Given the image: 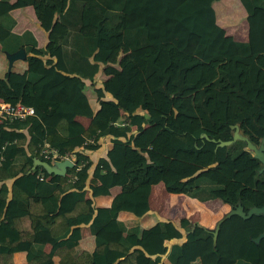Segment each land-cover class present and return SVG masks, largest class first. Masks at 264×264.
<instances>
[{
	"label": "trees",
	"instance_id": "1",
	"mask_svg": "<svg viewBox=\"0 0 264 264\" xmlns=\"http://www.w3.org/2000/svg\"><path fill=\"white\" fill-rule=\"evenodd\" d=\"M214 1L0 0V51L22 48L26 64L0 76V100L34 110L0 127V264H12L17 251L27 264H162L163 255L170 264H264V237L254 241L262 214H230L216 233L187 217L175 222L153 213L146 228L117 219L120 211L148 214L157 182L187 196L181 207L189 212L198 206L194 199L219 200L220 215L227 204L243 211L264 204L259 159L242 139L229 142L237 129L251 144L262 143L264 154V0H238L245 41L216 23ZM26 6L41 26L45 12L52 15L41 47L30 30L13 31L10 11ZM100 71L108 77L92 110L83 89ZM76 115L90 118L85 129ZM104 138L111 143L105 157L92 161ZM44 140L85 164L56 182L39 179L40 167L32 165L42 159ZM68 173L74 182H66ZM112 186L121 190L110 205L95 207L92 198ZM83 224L93 235L101 228L123 235L115 242L94 237L93 250L78 253ZM40 230L54 240L48 253L33 242Z\"/></svg>",
	"mask_w": 264,
	"mask_h": 264
},
{
	"label": "crops",
	"instance_id": "2",
	"mask_svg": "<svg viewBox=\"0 0 264 264\" xmlns=\"http://www.w3.org/2000/svg\"><path fill=\"white\" fill-rule=\"evenodd\" d=\"M13 2L14 0H10ZM212 7L215 11V19L216 23L223 28L226 32V35L232 36L235 40L238 41H245L247 39V23L245 20V11L242 8L241 4L238 0H217L212 3ZM10 14L15 19V25L13 27V31L16 33H20L25 29L30 30L36 38L37 45L39 47L43 46L45 43V30L49 27L50 20H51V13L45 12L44 18L46 24L44 26H38L36 23V27L27 26L24 21H21L22 18L26 16L33 15V10L31 6H26L24 8H14L10 11ZM221 16H223V23H219L218 19L220 20ZM226 26H225V24ZM8 55L7 53L0 51V76L8 71L13 70L16 72H22L25 69V61L21 59L14 60L11 65L8 63ZM97 81L89 82L85 81V87L83 89L85 96L87 97L88 103L92 110H95L97 107V101L100 97L104 96L100 89L99 82L105 80L108 75H105L100 71L98 76H96ZM76 121H78L83 128L85 129L89 122L90 118L82 115H76L74 117ZM101 142L98 143V147L94 149L90 153V159L95 161L99 158L105 157L106 149H109L111 143L109 138H104L100 140ZM89 159V160H90ZM90 160V161H91ZM92 167L88 169V177L85 183V195L84 197H90V191L88 189L89 177L90 172L92 171ZM50 182H56V178L49 180ZM121 190L120 186H112L109 188V192L106 195H98L92 198L93 204L95 207H108L111 203L112 197L117 194ZM186 196L183 194L177 193H169L166 192L163 184L161 182L152 184L149 189L148 194V204H149V213L140 217L136 218L132 213L127 211H120L117 214V219L123 222L126 225H130L132 223H137L140 228H146L150 226L154 221L153 213L162 218L170 219L177 222L180 217H174L173 212H185L186 209L181 207L185 204ZM48 200L55 206L56 200L53 195L48 197ZM195 200V199H194ZM195 204L199 206L201 203L197 200L194 201ZM223 204V203H222ZM226 204V203H225ZM228 205V204H227ZM197 206V207H198ZM197 207L194 206L191 209V212L196 211ZM173 208V209H171ZM229 208V205H228ZM219 209V208H218ZM217 209V210H218ZM216 210V211H217ZM221 216V215H220ZM214 227V226H213ZM210 225L207 228H213ZM123 235L120 231H106L104 229H99L93 235L90 233L88 225L83 224L79 226V239L77 241V251L78 253H90L94 247V237L102 238L106 241H118V239ZM33 242L36 244H40L42 246V251L48 253L52 247L54 242L53 238L50 236L49 232L46 230H40L34 233L33 235ZM172 244L171 242H165V247L168 249L169 245ZM58 250L52 254V260L57 263L59 260ZM11 262L12 264H27L25 258V252L17 251L12 253L11 255ZM161 263L162 264H170L169 261L165 258V256H161Z\"/></svg>",
	"mask_w": 264,
	"mask_h": 264
},
{
	"label": "water",
	"instance_id": "3",
	"mask_svg": "<svg viewBox=\"0 0 264 264\" xmlns=\"http://www.w3.org/2000/svg\"><path fill=\"white\" fill-rule=\"evenodd\" d=\"M25 56V53L22 48L16 50L15 52L11 53L8 55V63L11 65V63L16 60V59H23ZM236 139H242L245 141V150L246 151H251L250 153L252 156L257 157L261 163V167L259 169V172H261L264 169V154H263V146L262 143H260L258 146H255L249 142V140L246 137H241L237 129H234L232 133V138L229 142H232ZM221 145L227 144V142H220ZM34 166H40L42 169H44L47 173L52 174V175H58V176H63L66 169L68 167L72 166V162L69 159H62L60 161H54L53 163H47L46 161H43L39 158L34 157L33 158V165ZM230 214H236L240 216L243 219H246L250 217L253 214H262L264 217V204L260 207L256 206H251L248 208L247 211H243L242 207L237 204V205H229L228 211L222 215L220 219L217 220L215 223V226L213 227V232L216 233V229L218 224L226 217H228ZM261 237H264V227L261 233L257 235L256 238H254V241L257 242Z\"/></svg>",
	"mask_w": 264,
	"mask_h": 264
},
{
	"label": "built area",
	"instance_id": "4",
	"mask_svg": "<svg viewBox=\"0 0 264 264\" xmlns=\"http://www.w3.org/2000/svg\"><path fill=\"white\" fill-rule=\"evenodd\" d=\"M33 114V108L31 106L23 105L21 103L10 104L7 102L0 101V117L2 118H19L23 119L26 116ZM0 125H2V120L0 119ZM38 154L47 161H57L64 158H69L67 155H60L55 148H53L50 143L46 140L42 142L39 147ZM4 157L3 146H0V160ZM71 159V158H69ZM86 161L78 160L77 162L72 160V165L75 168V171H78ZM39 179H48L50 175L45 173L44 171L39 170L38 173ZM75 180V176L73 174L68 175L67 181Z\"/></svg>",
	"mask_w": 264,
	"mask_h": 264
},
{
	"label": "rangeland",
	"instance_id": "5",
	"mask_svg": "<svg viewBox=\"0 0 264 264\" xmlns=\"http://www.w3.org/2000/svg\"><path fill=\"white\" fill-rule=\"evenodd\" d=\"M21 21H24L27 24V26H30V27H36V23L38 24V22L35 20V16L33 15L26 16L25 18H22ZM218 22L223 23V16H221L220 20L218 19ZM38 26L40 27L41 25L38 24ZM249 153H252V152L249 151ZM221 206H222V203L220 201L210 200V201H206L205 203L199 204L198 208L200 209V211L189 212L188 210H186L185 212L183 211L173 212V216L176 218L180 216H185L194 224L200 225L202 227H207L208 225L213 227L215 226V223L217 222V220L222 217V215L220 216V214L218 213Z\"/></svg>",
	"mask_w": 264,
	"mask_h": 264
},
{
	"label": "clouds",
	"instance_id": "6",
	"mask_svg": "<svg viewBox=\"0 0 264 264\" xmlns=\"http://www.w3.org/2000/svg\"><path fill=\"white\" fill-rule=\"evenodd\" d=\"M222 28V27H221ZM225 32V31H224ZM6 53V52H5ZM8 54V53H7ZM1 101V100H0ZM4 102V101H3ZM8 103V102H7ZM19 103V102H18ZM11 104V103H10ZM16 104V103H15ZM22 104V103H21ZM24 105V104H23ZM28 106V105H27ZM33 113H34V110H33ZM33 115V114H32ZM29 116H31V115H29ZM26 117H28V116H26ZM0 119L2 120V125H0V127L1 126H3L4 125V122H5V120H12V119H19V118H12V119H8V118H2V117H0ZM24 119V118H23ZM121 119L119 118L118 119V121H120ZM87 142H90V141H87ZM2 146H3V148H4V145L3 144H1ZM0 145V146H1ZM245 149V148H244ZM66 155V154H65ZM4 156H5V152H4ZM68 156V155H67ZM69 157V156H68ZM4 158V157H3ZM70 158V157H69ZM69 158H66V159H69ZM65 159V158H64ZM2 160V159H1ZM0 160V161H1ZM41 160H43V161H46L47 163H53L54 161H47V160H45L44 158H42ZM62 160V159H61ZM71 162H72V159H69ZM57 161H60V160H57ZM38 167H40V166H38ZM71 167H73V165L71 166ZM71 167H68V168H71ZM67 168V169H68ZM74 168V167H73ZM67 169H66V171H67ZM40 170L41 171H44L45 173H47L44 169H42L41 167H40ZM66 171H65V173H64V175H66ZM74 171H75V168H74ZM76 172V171H75ZM47 174H49V173H47ZM70 174H73L74 176H75V174L74 173H68L67 174V179H66V182H74L75 180H76V176H75V180H73V181H67L68 180V175H70ZM50 175V178H48V179H45V180H47V181H49V180H51V179H53V178H56V180H58V178L60 177V176H58V175H52V174H49ZM158 183V182H157ZM177 194H179V193H177ZM187 197V196H186ZM189 198V197H188ZM196 200V199H195ZM214 200H216V199H214ZM198 201V200H197ZM210 201V200H209ZM219 201V200H218ZM199 202H201V201H199ZM204 202H206V201H204ZM222 203V202H221ZM227 204V203H226ZM228 205H230V204H228ZM211 229H213V228H211Z\"/></svg>",
	"mask_w": 264,
	"mask_h": 264
}]
</instances>
